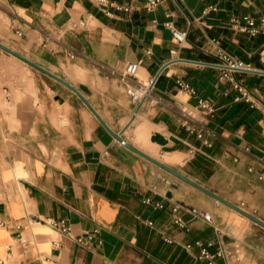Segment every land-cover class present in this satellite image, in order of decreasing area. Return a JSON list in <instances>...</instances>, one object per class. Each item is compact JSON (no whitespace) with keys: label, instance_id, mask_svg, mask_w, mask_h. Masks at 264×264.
I'll list each match as a JSON object with an SVG mask.
<instances>
[{"label":"crops","instance_id":"crops-1","mask_svg":"<svg viewBox=\"0 0 264 264\" xmlns=\"http://www.w3.org/2000/svg\"><path fill=\"white\" fill-rule=\"evenodd\" d=\"M111 1L0 0V41L74 85L133 147L264 221V74L233 72L250 96L237 100L215 56L221 45L263 67L264 33L230 20L264 15V0ZM156 76L137 110L127 88ZM96 229L90 248L76 240ZM197 240L223 251L217 264H264L263 225L124 145L74 91L0 48V264H209Z\"/></svg>","mask_w":264,"mask_h":264},{"label":"built area","instance_id":"built-area-1","mask_svg":"<svg viewBox=\"0 0 264 264\" xmlns=\"http://www.w3.org/2000/svg\"><path fill=\"white\" fill-rule=\"evenodd\" d=\"M92 1L99 6H106L112 3L111 0H92ZM162 1L163 0H146L145 7L148 10H153ZM230 24L235 29L239 31L247 32L251 36H256L261 33H264V15H261L258 18L252 17L250 15H242V16L235 15L231 18ZM166 25L172 28L173 34L179 43H183L186 40V33L184 31H181L180 29L173 27L171 22H167ZM215 56L217 57L216 64L221 66L224 71L223 77L231 80L234 84V87L239 91V95L236 97V99L237 100H240V99L249 100L250 96H249L248 90L241 83L237 82L233 78L232 73L247 71L249 69H255V68H253L251 64L247 63L246 61H244L237 55L229 52L227 49H225L221 45H218L216 47ZM261 59H262L263 67H261L260 70L264 71V51L261 54ZM134 68L135 66H131L130 70H134ZM150 84L149 85H143V84L137 85L135 83H131L129 87L127 88V91L131 95L132 101L135 103H138L142 100L144 96L148 95V93L150 92L149 90ZM178 84L183 90H187L194 95L197 94L196 89L193 86H191L189 83L180 79L178 80ZM198 106L208 112L214 111L213 105L204 98L198 99ZM146 202L151 203V200L146 199ZM155 206L158 208H163L164 204L162 202H157ZM182 207L183 206L180 203H177V202L174 203L172 207V210L174 213L173 223L181 229L188 230L189 224L187 220L184 218V216L180 213V210ZM45 222L59 229L61 232L65 234L69 235L72 233L71 226L65 219H54L50 217V218L45 219ZM97 232L98 230L96 229L95 231L91 233L76 236V240L78 241L79 244L83 245L84 247L90 248L93 236ZM166 240L169 242L173 241L169 237H167ZM194 244L201 247L199 258L207 260L209 264H217L215 261V257L223 255L222 250H218L217 252L214 253L209 249V246L212 243H209V245H205L201 240H197L195 241ZM192 246H193L192 243L186 244L187 248H191Z\"/></svg>","mask_w":264,"mask_h":264},{"label":"water","instance_id":"water-1","mask_svg":"<svg viewBox=\"0 0 264 264\" xmlns=\"http://www.w3.org/2000/svg\"><path fill=\"white\" fill-rule=\"evenodd\" d=\"M0 48L4 49L5 51L15 55L16 57L22 59L23 61H25L26 63H28L29 65L35 67L36 69L42 71L43 73H45L46 75L54 78L55 80L59 81L60 83L64 84L65 86H67L68 88H70L72 91H74L83 101L84 103L90 108V110L94 113V115L97 117V119L101 122V124L120 142H122L124 145L130 147L131 149H133L134 151L138 152L140 155L148 158L149 160H151L152 162L156 163L157 165L161 166L162 168L166 169L167 171L177 175L178 177L184 179L185 181L189 182L190 184L198 187L199 189L203 190L204 192L208 193L209 195H211L212 197L218 199L219 201L229 205L230 207L236 209L237 211L241 212L242 214L246 215L247 217H249L250 219L256 221L257 223L261 224L264 226V221L256 216H254L253 214L245 211L244 209H242L241 207L232 204L230 202H228L227 200H225L224 198H222L221 196H219L218 194H216L215 192L205 188L204 186L200 185L199 183H197L196 181L186 177L185 175L181 174L180 172H178L177 170H175L174 168L168 166L167 164L163 163L162 161L146 154L145 152L136 149L135 147H133L131 144H129L123 137H122V133L121 132H116L114 131L109 125L108 123L103 119V117L98 113V111L92 106V104L88 101V99H86V97L82 94V92L77 89L74 85H72L71 83H69L67 80H65L63 77L59 76L58 74L50 71L49 69L43 67L42 65L36 63L35 61L31 60L30 58L24 56L23 54L19 53L18 51L12 49L11 47H9L8 45L4 44L3 42L0 41ZM248 72H255V73H260V74H264L263 70L260 69H249L247 70ZM158 78V76H156L149 87V90L152 89L156 79ZM147 95L144 96L142 98V100L139 102V105L137 107V110L140 108V106L143 104V102L146 100Z\"/></svg>","mask_w":264,"mask_h":264}]
</instances>
